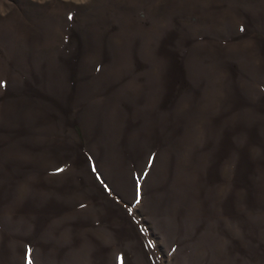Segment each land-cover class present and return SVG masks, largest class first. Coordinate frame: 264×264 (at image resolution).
<instances>
[{
    "label": "rangeland",
    "instance_id": "374dc122",
    "mask_svg": "<svg viewBox=\"0 0 264 264\" xmlns=\"http://www.w3.org/2000/svg\"><path fill=\"white\" fill-rule=\"evenodd\" d=\"M0 264H264V0H0Z\"/></svg>",
    "mask_w": 264,
    "mask_h": 264
},
{
    "label": "snow or ice",
    "instance_id": "6c2138e0",
    "mask_svg": "<svg viewBox=\"0 0 264 264\" xmlns=\"http://www.w3.org/2000/svg\"><path fill=\"white\" fill-rule=\"evenodd\" d=\"M72 17L71 16H69V19H71Z\"/></svg>",
    "mask_w": 264,
    "mask_h": 264
}]
</instances>
